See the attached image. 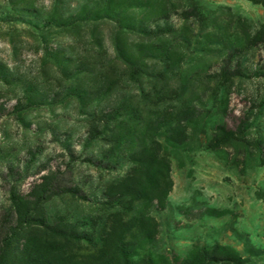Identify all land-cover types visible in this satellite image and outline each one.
<instances>
[{
	"label": "rangeland",
	"instance_id": "obj_1",
	"mask_svg": "<svg viewBox=\"0 0 264 264\" xmlns=\"http://www.w3.org/2000/svg\"><path fill=\"white\" fill-rule=\"evenodd\" d=\"M263 23L264 8L248 0H0V232L9 193L27 194L49 174L73 190L43 205L49 221L92 217L106 228L114 210L88 199L101 202L131 169L110 120L121 108L141 119L137 135L162 143L180 200L170 198L172 187L162 210L137 203L129 214L154 219L153 250L183 259L219 244L246 264H264L263 243L230 233L232 177H245L244 186L247 177L256 196L264 194V47L252 43ZM226 68L236 75H222ZM180 109L194 111L183 148L145 132L152 119L170 121ZM217 127L238 138L208 152ZM202 156L217 162L213 181L224 185L218 210L198 191L185 194ZM207 209L228 214L217 233L204 223ZM84 249L75 259L84 261Z\"/></svg>",
	"mask_w": 264,
	"mask_h": 264
},
{
	"label": "trees",
	"instance_id": "obj_2",
	"mask_svg": "<svg viewBox=\"0 0 264 264\" xmlns=\"http://www.w3.org/2000/svg\"><path fill=\"white\" fill-rule=\"evenodd\" d=\"M248 1L264 8V0ZM75 21L67 20L68 25ZM47 23L54 25L55 19L50 17ZM252 43L264 47V23ZM223 74L236 75L227 68ZM73 92L72 95L77 94ZM110 116V120L116 121L115 141L126 148L131 169L103 191L101 202L96 198L88 199L114 210L109 214L106 228L98 229L92 217H84L76 223L60 218L49 221L43 205L50 198L73 193V190L60 187L55 174L43 176L27 194L15 190L9 193L10 211L0 232V264H246L236 251L219 244L194 247L183 259L175 255L166 257L153 250L157 235L154 219L129 214L137 203L156 202L158 209L164 208L173 187L168 156L156 136L136 134L137 126L142 124L140 118L132 117L127 111L123 113L121 108L112 111ZM192 118L193 110L180 109L170 121L152 119L145 132H155L171 148H183L187 141L184 123ZM217 130L219 135L206 146L208 152L238 138L237 133L222 127ZM246 169L241 168L240 174L244 175ZM257 197L264 200V194L258 193ZM205 214L218 215L214 209H207ZM81 245L89 252L84 261H78L73 255Z\"/></svg>",
	"mask_w": 264,
	"mask_h": 264
},
{
	"label": "crops",
	"instance_id": "obj_3",
	"mask_svg": "<svg viewBox=\"0 0 264 264\" xmlns=\"http://www.w3.org/2000/svg\"><path fill=\"white\" fill-rule=\"evenodd\" d=\"M196 164L191 168L196 170L190 180V186L188 191L185 193L190 196L195 191L200 197L206 198V201L218 210V204L221 202L222 192L224 185L222 180L221 183L217 184L213 181L214 165L217 162L211 156H202L196 160ZM245 177L234 175L232 177V185L234 197L231 201V206L234 207L235 226L230 233L240 234L246 236L252 242L263 243L264 246V200L259 199L256 194V188L249 183L246 177V185H243ZM176 185L174 184V192L170 193V198L180 202L176 199ZM186 198H183L185 201ZM188 200V199H187ZM237 210V211H236ZM228 218V214L220 216H207L205 217L204 223L209 226H213L214 233L221 230ZM253 227V228H252Z\"/></svg>",
	"mask_w": 264,
	"mask_h": 264
}]
</instances>
